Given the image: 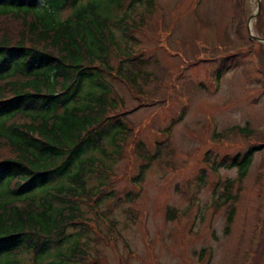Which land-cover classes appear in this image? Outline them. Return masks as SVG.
Listing matches in <instances>:
<instances>
[{"label": "rangeland", "instance_id": "obj_1", "mask_svg": "<svg viewBox=\"0 0 264 264\" xmlns=\"http://www.w3.org/2000/svg\"><path fill=\"white\" fill-rule=\"evenodd\" d=\"M93 1L110 17L142 13L126 45L139 52L145 75L135 87L108 77L127 108L126 134L117 154L104 141L114 159L95 151L104 166L94 168L86 182L102 184L95 196L100 199L91 208L92 202L80 204L84 232L67 230L78 233L83 250L94 256L85 264H264V41L250 38L247 29L264 37V0L258 9L256 0H153L149 8L137 1L116 7ZM77 2L60 9L62 18ZM255 9L258 19L250 17ZM118 60L109 53L112 65ZM23 64L29 66L13 58L8 70ZM159 141L157 156L135 186L140 146L150 156ZM250 146L258 148L242 175L227 163L212 171L213 159ZM225 178L233 200L217 197ZM31 256L32 247L18 258L30 263Z\"/></svg>", "mask_w": 264, "mask_h": 264}, {"label": "trees", "instance_id": "obj_2", "mask_svg": "<svg viewBox=\"0 0 264 264\" xmlns=\"http://www.w3.org/2000/svg\"><path fill=\"white\" fill-rule=\"evenodd\" d=\"M136 1L145 8L154 2L129 4ZM36 2L0 0V264H85L94 256L83 250L78 233L67 230L84 232L86 216L80 204L92 202L91 208L100 199L95 196L102 184L86 182L94 168L104 166L95 151L114 159L110 155L118 153L126 134L122 117L127 108L123 110V100L108 77L135 87L145 75L144 62L135 56L139 52L131 53V45H126L135 18L143 15L125 11L110 17L98 11L93 0ZM76 2L62 18L58 5ZM120 3L107 0L106 6ZM13 23L15 28L10 27ZM119 42L126 50H120ZM109 53L119 57L116 65L110 63ZM13 58L29 66L3 69ZM164 129L169 133V127ZM163 140L166 145L168 139ZM104 141L113 154L104 150ZM162 143L150 156L140 146L142 161L134 181ZM256 148L213 159L211 167L227 163L242 175ZM232 188L225 178L217 197L233 200ZM232 214L230 208L228 221ZM51 240L53 249L47 247ZM31 247L30 263L18 258Z\"/></svg>", "mask_w": 264, "mask_h": 264}, {"label": "water", "instance_id": "obj_3", "mask_svg": "<svg viewBox=\"0 0 264 264\" xmlns=\"http://www.w3.org/2000/svg\"><path fill=\"white\" fill-rule=\"evenodd\" d=\"M256 3H257V9H258V6H259V0H256ZM254 16H256V9H255V11H253V13L250 15V17H254ZM248 27V26H247ZM248 29V36L250 37V38H254V39H257V40H259V41H264V37H260V36H256V35H254V34H252L251 33V31H250V27H248L247 28Z\"/></svg>", "mask_w": 264, "mask_h": 264}]
</instances>
